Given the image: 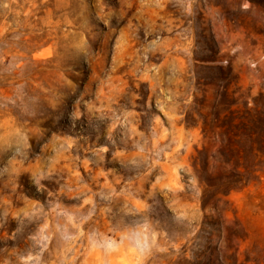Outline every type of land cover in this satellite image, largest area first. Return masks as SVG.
<instances>
[{
  "label": "rangeland",
  "instance_id": "1",
  "mask_svg": "<svg viewBox=\"0 0 264 264\" xmlns=\"http://www.w3.org/2000/svg\"><path fill=\"white\" fill-rule=\"evenodd\" d=\"M257 1L0 0V264H264Z\"/></svg>",
  "mask_w": 264,
  "mask_h": 264
},
{
  "label": "trees",
  "instance_id": "2",
  "mask_svg": "<svg viewBox=\"0 0 264 264\" xmlns=\"http://www.w3.org/2000/svg\"><path fill=\"white\" fill-rule=\"evenodd\" d=\"M252 3L261 4L260 1L251 0ZM235 129L228 133V139L230 143L236 147L234 141L238 139L240 147H236L237 155H241L242 148L246 149V153L249 154L250 161L248 166L252 172H256V161L262 160L264 157V118H259L251 121L248 125L247 122L238 116V120L233 123ZM245 137V139H242Z\"/></svg>",
  "mask_w": 264,
  "mask_h": 264
}]
</instances>
